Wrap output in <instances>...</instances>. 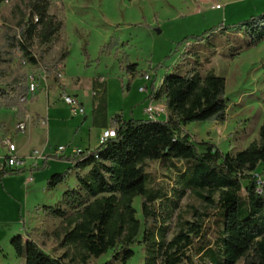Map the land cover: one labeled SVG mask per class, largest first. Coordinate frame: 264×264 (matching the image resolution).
Listing matches in <instances>:
<instances>
[{
    "label": "trees",
    "instance_id": "16d2710c",
    "mask_svg": "<svg viewBox=\"0 0 264 264\" xmlns=\"http://www.w3.org/2000/svg\"><path fill=\"white\" fill-rule=\"evenodd\" d=\"M9 2L0 0V6ZM49 7L47 0H31L30 22L26 26L23 21L18 23L20 41L9 32L4 34L0 74L5 75L2 66L13 63L11 55L18 49L25 63L58 79L59 66L69 52L61 48L48 60L49 49L40 57L32 50L37 35L43 46L50 47L63 29V22L50 16ZM216 35L235 37L233 42L228 39L229 50L231 57L239 55L264 41V13L242 21L221 22L200 35L184 38L178 45H203L207 40L213 48L211 37ZM238 35L240 38H236ZM191 46L192 43L186 48ZM84 53L88 61L86 49ZM194 63V68H176L173 75L164 77L160 96L165 100L166 121H124L117 116L111 126L116 130V138L104 146L69 157L54 156L72 165L69 170L76 172L78 185L64 192L56 209L47 210L63 224V246L76 251L80 264H89L109 252L113 255L106 264H130L137 244L145 249L142 264H238L241 260L245 264H264V196L256 193L254 178L257 171L264 174V124L259 129V140L236 153L224 154L214 145L204 143L200 147L192 141L190 134L184 132L186 125L223 124L228 111L225 79L213 71L203 74L199 56ZM158 68H162L161 64ZM136 69V64L126 66L129 73ZM4 86L0 87V108L16 109L20 118L25 117L27 75L9 77ZM94 100L96 124L107 110L104 86L95 91ZM105 119L107 122L106 116ZM149 161L172 169L175 185L169 189L157 175L148 173ZM19 173L0 170V181ZM67 176L68 173L52 176L48 189L53 191L66 184ZM188 195L218 211L215 241L210 239L211 229L204 220L209 214H201L193 207L195 221L181 222L180 231L169 240V224ZM136 198L142 199L143 220L137 218ZM12 246L25 264H66L64 259L68 257L66 254L54 258L46 253L32 233L24 243L14 240Z\"/></svg>",
    "mask_w": 264,
    "mask_h": 264
},
{
    "label": "rangeland",
    "instance_id": "374dc122",
    "mask_svg": "<svg viewBox=\"0 0 264 264\" xmlns=\"http://www.w3.org/2000/svg\"><path fill=\"white\" fill-rule=\"evenodd\" d=\"M30 1L10 0L9 3L0 6V45L5 43L4 34L7 32L17 36L20 41L21 28L18 23L23 21V25L26 26L30 22ZM47 1L50 6V16H55L58 22H63V29L58 37L62 47L61 45L58 47L67 49L64 47L65 39L67 40L70 51V76L88 78L101 71V75L107 77L108 81L117 79L115 75L118 69L111 62L106 63L111 66L110 69H106L105 65L100 68L98 66L104 53L112 51L116 64H125L130 58L131 63L137 64L140 75L142 73L152 74L157 82L159 78L156 73L159 72V77H165V75H173L176 68H194L196 56H199L203 74L213 71L225 79L228 111L227 120L223 124L201 122L186 125L184 129L195 136L192 141L202 147L201 145L204 144L202 141L210 142L214 139L216 143L219 141V150L227 154L235 150L240 152L255 140H259V129L264 124V41L233 57H231L232 52L229 48L231 47L230 42H233L235 37L212 36L211 41L214 40L212 44H215L213 48L207 45V40L203 45L190 42L193 46L188 48L186 45L179 46L178 43L186 37L200 35L221 22L242 21L251 16L261 15L264 13V0ZM215 6H221V9H213ZM236 38H240V35ZM107 39H109L108 42L100 50L101 44ZM54 47L55 44L50 47L43 46L37 35L32 50L37 57H40L49 49V60L59 52ZM85 49L89 55V63L83 66L81 61L83 57L85 58ZM91 54L93 60L90 58ZM11 56L13 63L2 66L5 75L0 74V87H5L9 77L23 74L27 75L28 81L33 80L38 88L45 83L46 79L55 78L43 69L34 68L25 63L18 49ZM160 64L162 68H158ZM110 83H112L111 88L116 99L114 104L118 105L120 104L118 87L115 83ZM139 87L138 82L133 90L126 91L131 92L127 98L126 107L136 104L139 108L143 107V112L149 108V99H147V94L139 92ZM59 91L55 88L50 93L51 102L56 105L55 110H57L54 112V122L59 120L60 116H64L68 110ZM153 106L159 109L165 108L161 105L153 104ZM38 109L46 110L44 100L41 101ZM0 110L8 111L4 108ZM69 119L76 122L81 118L71 119L70 117ZM11 129L13 131V123ZM57 132L51 131L53 136L50 148L46 149L47 155H53L55 152L51 148L59 144L67 147L68 152L63 153V155L67 154V157L71 150L80 145L91 146L92 149L99 146L100 139L97 132L91 131L87 137L83 134L82 140L74 137V132L71 130L65 133ZM47 135L46 132L38 136L39 144L42 143L41 146L46 141ZM17 142L23 144L24 140L18 139ZM41 146L38 149H42ZM48 163L51 164L53 170H58L57 175L68 173L66 184L58 186L53 191L49 190L48 179L56 174L47 178L45 172L48 171V167L46 166L44 169L35 171L33 175L23 174L20 180V176H13L14 179L9 186L16 199L12 195L8 201L0 199V264H25V260L16 255L12 239L19 236V242L24 243V238L27 239V235L31 233L33 239L46 253L54 258H63L67 254L68 257L64 259L66 264H80L76 251L63 246V224L59 219L49 215L47 210L51 207L56 209L63 193L78 185L77 174L75 171H70L72 166L69 167L61 159L50 160ZM178 165L182 167L183 163ZM146 168L148 173L157 175L160 183L169 189L175 185V172L168 166L160 162L149 161L146 163ZM87 171L84 173L86 174ZM255 174L264 180V174L258 171ZM134 206L137 210V218L143 220L142 199L136 198ZM191 207L201 214H209V218L204 220L206 226L211 229L210 239L215 241L219 230L218 211L207 207L193 195H188L183 199L180 210L170 222L169 240L178 234L181 222L195 221ZM133 249L135 256L130 264H142L145 258L144 246L137 244ZM112 255L113 252H109L100 259H92L89 264H106ZM195 262L198 263L197 258ZM245 262L241 260L238 264H245Z\"/></svg>",
    "mask_w": 264,
    "mask_h": 264
},
{
    "label": "crops",
    "instance_id": "0c3cea01",
    "mask_svg": "<svg viewBox=\"0 0 264 264\" xmlns=\"http://www.w3.org/2000/svg\"><path fill=\"white\" fill-rule=\"evenodd\" d=\"M215 7L213 9H216ZM57 39H55L53 42V44H55L54 48L57 50H60L61 48H59L58 46L61 45L62 47V43L60 41V38H57ZM108 40L109 39L105 40L101 44L100 50L104 46V44L108 42ZM65 41H66V44H64V47L67 48L66 50L69 52V56L66 59V61L61 66H59L58 79L56 77L54 78L55 80L52 78H49L48 80L46 79L45 83L39 86V88L37 89L36 93L33 94V96L28 95L25 117L20 118L17 115L16 109L8 110L5 112L0 110V142H4L5 140L11 141V143L16 146L17 155L19 157L29 158L34 152H39L41 155L45 156L47 160L46 161L41 158H38L37 160L27 159L25 167L22 170H19L20 172L19 174H15V175L20 176L19 180L23 177V174L28 173V174L33 175L35 171L44 169L43 166L45 164L48 167V171L45 172L47 175V178L50 175L58 174V170H53L50 164L51 162L48 163L50 160H54L56 159L55 157H57L55 153L53 155H47L48 153L46 149L50 148V141H51V137L53 136L51 134V131L52 132L60 131L61 133L62 132L65 133L67 130H71V132H74L73 136L79 137L81 140L83 139V134L85 135L84 137H87L91 134V131H94L98 133L99 139H100L103 131L112 126V121L117 116H121L124 121H128L131 119H137V120L147 119L148 118L146 114L147 109L142 112L143 107L139 108L138 105L136 104L131 105V106L129 105L128 107H126L127 98H129L130 93H131V92L130 93L128 92L130 89L133 90V88L136 87L138 82L140 83L139 92L142 94H147V99H149L148 107L153 106V104H155L157 106L161 105L166 108L165 100L160 96L161 94L160 91L163 89V85H164V77H159V72L156 73V76L157 78H159V81L155 82L154 75L152 74L142 73L140 75L138 71V66H137L135 73H129L126 70V66L128 65V62L129 64H135V63H131V59L128 57L129 60L126 61L125 64H116V61L114 60L115 55L112 51L104 53V55L101 57V63L98 66L100 68V66L105 65L106 69H110L111 66H109L108 64L106 65V63H108V61L111 62L112 65L115 66L116 69H118V72H116V75H115L117 79L108 81L107 77L101 75L100 73L101 71L99 72V70H97V72H99L100 74L95 73V75H93L92 77H88V78H83L81 76H70V73H71L70 72V69H71L70 51L67 45V40L65 39ZM90 58L92 59V54L90 55ZM81 63H83V66H85L86 64L89 63V61H87L83 57ZM146 76H148L150 79L147 80ZM110 82L115 83L118 87L117 92L119 93V98H120V104L118 105L114 104L116 99H115L114 93L112 92V88H111L112 83ZM131 82H132L133 87L130 86ZM101 85L104 86L107 91V110L105 114L107 118V122H106L105 116H102L100 119L96 121V124H94L95 123L94 110L96 108L94 96H95V91H97ZM55 88L60 90L59 92H60V97L62 98V100H63V94H66L67 96H70L76 99L79 103V106L83 109V114H80V113L76 115L73 114L70 106H68L63 100L64 105L68 108V110L65 112L64 116H60L59 120H56L54 122V119H53L54 112L57 110H55L56 105L51 102L50 93ZM142 89L144 90L142 91ZM42 100L46 102L45 111L38 109ZM70 117L71 119H75V117L76 118L79 117L81 119L74 122L69 119ZM166 119H167V115L161 116L160 118V120H163V121H166ZM21 122L25 123L26 125V130L24 133L19 132L17 129L18 125ZM12 123H13V131L11 129ZM216 125H220V123L219 124L216 123ZM46 132L48 134L46 137V141L43 142V146H41L42 143L39 144L38 136L43 135V133H46ZM184 132L190 134L185 129H184ZM190 136L191 138H195L193 134H190ZM18 139L19 140L23 139L24 140L23 144L20 142L18 143L17 142ZM69 139L73 140L72 137H69ZM202 142L214 145L217 148H219V141L216 143L214 139H211L210 142L209 141L208 142L202 141ZM63 145L64 144H59V145L53 146L51 149L52 151L54 150L55 152L59 147H64L66 148L65 152H68L67 147ZM39 146H41L42 149H38ZM99 146H100V140H99ZM96 148L92 149L91 146L80 145L78 146V148L71 150L68 157L72 156L73 154H76V152L78 151H82V152L87 151V150L93 151ZM236 152L238 151L235 150L232 153H236ZM66 155H62V156L67 157ZM6 156H7V150L3 146H0V167L3 165ZM65 164L68 165L69 167L72 166L70 163H67V162ZM15 175H7L0 181V199L1 200L4 199L8 201L9 197L13 194V190L9 186V183L13 181L14 179L13 176ZM12 197L14 196L12 195ZM14 240H19V236L14 237L12 241ZM24 240L26 241L27 239L24 238Z\"/></svg>",
    "mask_w": 264,
    "mask_h": 264
},
{
    "label": "built area",
    "instance_id": "2783aa9c",
    "mask_svg": "<svg viewBox=\"0 0 264 264\" xmlns=\"http://www.w3.org/2000/svg\"><path fill=\"white\" fill-rule=\"evenodd\" d=\"M216 9H221V6L215 7ZM190 43L186 44V47L189 46ZM146 79L149 80L150 78L146 76ZM38 89V86L33 80L29 81V94L28 95H33L36 93ZM144 89H142L143 91ZM24 100H27L24 99ZM63 100L64 102L70 106L73 114H83V109L79 106V103L76 99L73 97L67 96L66 94H63ZM146 114L149 119L156 120L160 119L161 116L166 114V109L161 108L159 109L158 107L150 106L146 110ZM18 131L21 133H24L26 130V125L25 123L21 122L18 127ZM116 138V130L115 128H108L103 131L101 138H100V146H104L109 140L115 139ZM0 146H3L7 150V156L4 160L3 165L0 167L1 170H15L19 171L22 170L25 165L27 159H32V160H37L38 158H41L43 160H46L45 156L41 155L39 152H34L29 158H22L17 155V149L14 144L11 143L9 140H5L4 142H0ZM66 148L64 147H59L55 151V155L57 157H60L63 155L65 152ZM82 151L76 152V154L81 153ZM47 161V160H46ZM254 178H255V186H256V193L260 196H264V180L258 175L254 173Z\"/></svg>",
    "mask_w": 264,
    "mask_h": 264
}]
</instances>
